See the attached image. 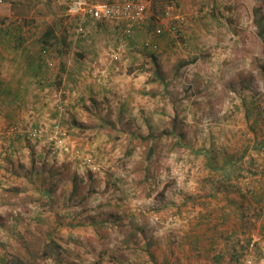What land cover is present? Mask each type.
<instances>
[{
    "label": "rangeland",
    "instance_id": "rangeland-1",
    "mask_svg": "<svg viewBox=\"0 0 264 264\" xmlns=\"http://www.w3.org/2000/svg\"><path fill=\"white\" fill-rule=\"evenodd\" d=\"M72 1L0 4V264H264L246 212L264 178V0L153 1L149 32L171 4L185 22L171 50H118L116 89L85 70Z\"/></svg>",
    "mask_w": 264,
    "mask_h": 264
},
{
    "label": "crops",
    "instance_id": "crops-1",
    "mask_svg": "<svg viewBox=\"0 0 264 264\" xmlns=\"http://www.w3.org/2000/svg\"><path fill=\"white\" fill-rule=\"evenodd\" d=\"M119 1H122V0H116V2H119ZM142 1H145V2L149 1V4H151V5L154 3L153 1H155L156 3L158 2V0H142ZM92 23H94V22H92ZM112 26H113L112 23L101 24L100 27H102V28H100V33L97 36L94 35V38L92 36H90L91 38H89V36L86 37L87 36L86 35L85 37L82 38L81 42L87 41L89 44H92L89 47L91 49L92 56H90L88 58L89 62L86 64V66L85 65L84 66L88 67L85 70L89 69V72H88L89 74L95 76L96 79H94L93 81L94 82H102L103 84L106 85L107 78L111 77L113 79H112V83H109V86L111 87V89H116L115 82L117 79L115 76L117 74V71L120 70V68L117 67L116 65H114L113 60H112V55L116 54V52L118 50H120L121 48H123V52H124V49H125V51H127V50L130 51V50L137 49V47L141 48V46L144 45L145 42H148L150 39H156V38H153L151 36L146 25L137 26L135 28V31L133 34L134 36L129 40V43L125 44V45H122V44L120 45V43L122 41L120 39H118V37H117L119 35L118 33H116L117 29H114V27H112ZM167 26L168 25L166 24V27ZM96 28L97 27H95V31L99 32V30H97ZM109 33L111 36L108 35ZM172 36H174V35L172 33H170V31L167 30V32L161 38H157L155 40V42H157L159 44V47H161L164 51L165 50H171L172 49V45H171ZM112 37L117 38V40L115 39V41L113 42ZM109 38L111 39L110 41L108 40ZM95 47H97L98 49L97 48L95 49ZM126 55H127V53H126ZM132 82H133V84L131 83V88L129 87L130 90H128V91L132 90V92H133L134 89H135V91H137V85H138L137 81L132 80ZM118 91H119V89H118ZM263 177H264V175H263ZM259 181L262 183L263 189L260 191H258L256 189V193L258 194V197H259L258 200H255L256 193L253 194V191H252V195L249 191V195H248L247 200H246L247 205H248V207H246L247 214L255 213L256 219L261 218L259 221L258 227L261 226V223H264V178H263V180L259 179L258 182H256L257 188L262 187V185L259 184ZM251 185H253V184H251ZM254 186H255V184H254ZM255 188H256V186H255ZM242 203L243 202L239 203V205L237 206V209L233 208V207L232 208L234 210H236V212H238L242 208V206H241ZM261 214H263V216ZM260 215L262 217H260ZM202 216L203 215H201V217ZM225 216L226 217L221 216L224 223H225V219H226V221L229 219V214H225ZM190 217H194V215L193 216L190 215L189 218ZM194 218L197 219V221H198L197 224H199L200 227L203 226V224L201 223L202 219H200V217L195 216ZM239 220H242L241 216L239 217ZM263 227H264V224H263ZM211 232H213V231H211ZM206 237L210 238L208 242H209V245L210 244L212 245L215 241L212 238L213 236L210 235L209 233H207ZM186 243H187V241H186ZM184 254L185 253H183V255Z\"/></svg>",
    "mask_w": 264,
    "mask_h": 264
},
{
    "label": "built area",
    "instance_id": "built-area-1",
    "mask_svg": "<svg viewBox=\"0 0 264 264\" xmlns=\"http://www.w3.org/2000/svg\"><path fill=\"white\" fill-rule=\"evenodd\" d=\"M3 0H0L2 4ZM148 2L142 0H123L119 2H90L88 0H73L69 7L70 16L76 21L74 40L82 39L87 35L89 23H112L121 29L122 34L131 37L137 26H143L148 19ZM174 4L165 8V19L160 21L150 31L153 38H160L167 30L172 34H178L185 22L183 16L172 18ZM166 24L168 25L166 27ZM146 47L155 51L159 49V44L154 40H149ZM119 54L112 55L114 60L119 59Z\"/></svg>",
    "mask_w": 264,
    "mask_h": 264
},
{
    "label": "trees",
    "instance_id": "trees-1",
    "mask_svg": "<svg viewBox=\"0 0 264 264\" xmlns=\"http://www.w3.org/2000/svg\"><path fill=\"white\" fill-rule=\"evenodd\" d=\"M101 24L103 23H94V25H96V27L100 26ZM259 25H261L259 22H258ZM77 26V24H76ZM76 28V27H75ZM74 28V29H75ZM152 30V29H151ZM1 31V30H0ZM75 31V30H74ZM72 39H74V35H75V32H72ZM134 35H132L131 37H129L130 39L133 37ZM128 37V36H126ZM162 37V36H161ZM160 37V38H161ZM157 39V38H156ZM156 39H150V40H156ZM61 43V38L57 35V29L54 28V27H49L45 33L43 34L42 38H41V44H42V48H43V51L45 54H47L49 51H50V47H53L56 46V45H60ZM147 42L144 43L143 45V48L146 49V50H150L151 52H154L155 50L152 49V48H148L145 46ZM157 43V42H155ZM158 44V43H157ZM152 56L155 57V55L152 54ZM157 73L159 74V70L157 71ZM259 150L262 152L264 151V146H259ZM208 155L209 154V151L207 152ZM236 157V156H235ZM245 156H241L240 158H235V159H227L225 164H224V167L222 166L220 168V170L223 172L224 176L223 177H227V178H224L225 180H230L231 178H237L238 176H240L239 174L241 173V169L238 167V163L244 158ZM215 159V158H213ZM210 169L212 170H216V167L214 166V160H212V162L210 163V166H209ZM254 187V188H253ZM248 188V191H250L251 195H252V191H253V194L256 193V188L254 185H249ZM251 188V189H250ZM243 189L242 187L239 186V194H243ZM245 191L247 189H244ZM246 194V193H245ZM243 194L244 196H240L242 197L243 199L246 198L247 196ZM258 194L256 193L255 195V200H258ZM241 202V200H239V198H237L236 202H234V205L232 206L233 208H237V206L239 205V203ZM242 208H243V204L241 205ZM225 214H228L227 212ZM224 214V217H226ZM242 220H243V216H241Z\"/></svg>",
    "mask_w": 264,
    "mask_h": 264
}]
</instances>
